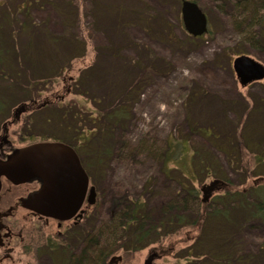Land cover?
<instances>
[{"label": "rangeland", "instance_id": "374dc122", "mask_svg": "<svg viewBox=\"0 0 264 264\" xmlns=\"http://www.w3.org/2000/svg\"><path fill=\"white\" fill-rule=\"evenodd\" d=\"M23 1L0 0V135L11 122L10 140L21 148L83 145L79 136L88 133L81 161L97 202L63 230L21 214L19 229L34 238L5 264H68L84 237L135 202L144 205L143 223L174 214L186 224L163 228L138 251L127 231L107 264L114 256L145 264L154 254L152 264H224L238 248L250 255L245 264H264L263 221L250 222L237 204L226 209L231 223L206 217L226 191L264 187V80L242 87L233 68L242 56L264 65V25L238 7L254 4L264 17V0H190L209 20L198 39L185 30L183 0H27L21 9ZM246 18L252 22L241 30L235 21ZM22 106L29 111L15 121ZM120 111L123 119L115 117ZM165 152L172 153L167 168ZM215 181L224 185L204 203L202 189Z\"/></svg>", "mask_w": 264, "mask_h": 264}, {"label": "water", "instance_id": "95a60500", "mask_svg": "<svg viewBox=\"0 0 264 264\" xmlns=\"http://www.w3.org/2000/svg\"><path fill=\"white\" fill-rule=\"evenodd\" d=\"M181 13L185 30L190 36L197 39L209 32L208 17L197 3L182 1ZM233 68L242 87L264 80V65L248 56L237 58ZM88 178L75 150L60 142L37 143L16 150L7 161L0 160V190L2 179L15 185L34 179L41 180L45 184L47 200L56 203L60 209L57 215L62 216L64 221L71 220L80 211L82 197L79 187L87 183ZM217 185L224 184L215 181L210 186L203 187L204 203L210 200ZM96 199V189L91 187L89 205L94 206ZM157 258V254L151 255L145 264H152ZM121 260V257L114 256L109 264H118Z\"/></svg>", "mask_w": 264, "mask_h": 264}, {"label": "trees", "instance_id": "16d2710c", "mask_svg": "<svg viewBox=\"0 0 264 264\" xmlns=\"http://www.w3.org/2000/svg\"><path fill=\"white\" fill-rule=\"evenodd\" d=\"M30 4L31 2L29 3V5ZM27 5H28V1L24 0L20 8L25 9ZM238 7L239 10L242 11L243 15H244L243 11L246 12V10H248L247 11L249 12L248 14H252L254 19L257 20L256 23H259L260 25L262 24L264 25V17L261 14V16H259L258 18L259 11L256 9V6L254 4L246 3ZM238 22H239V28L243 30V29H247L245 27L249 26L252 20L246 18L243 21L242 20L235 21V24L238 25ZM125 115H126L125 111H120L115 114V117H117V119H123ZM91 134L92 132L90 131L89 135ZM79 137L83 145L81 144L74 146L81 159L83 155H86L85 153L86 149H83V146L87 143L89 137H88V133L81 134ZM68 143H70V141H68ZM72 143L73 142L71 140V144ZM179 147H181V145ZM141 149L142 152L145 153V155L153 154L152 156L154 155L156 157L159 156L158 152L155 151L156 149L153 150L152 146L150 147L149 145L148 146L142 145ZM169 154L171 155L172 153ZM169 154L165 152L164 161L165 164H167L166 168L168 167V164L171 161V157L169 156ZM261 158H264V154H261ZM191 172L195 173L194 170H191ZM187 190H188L187 192L188 195L196 199L197 191L193 189V187L188 188ZM251 191L253 192L250 193L251 195L249 194L248 190L241 193L239 192L232 193L230 191H226L224 195H222V197L217 198V201L219 200L220 201L215 202V205L218 203L220 207L219 208H216L218 206L213 207L212 213L206 215L207 220L214 216V218H218V217H222L223 219L225 218L226 220H228V222L231 223L232 219L228 215L226 209L228 206L237 204L239 207H241V209H244L245 212L248 214V220L250 222L255 220L264 222V187H260V186L254 187L252 188ZM174 206L175 205L170 206L169 212L171 213L173 212ZM145 217L146 215L144 214V205H142L140 202L132 203V205L125 207V209H121L119 213H116L114 217H112V219L108 222L107 226H105L104 230L99 232L98 235L87 236L86 240L85 237L83 238V240L85 241L84 248L82 249L81 253L78 256H75L72 260L69 259L68 264H107L109 257L112 256L118 250L117 246L115 245L116 241H119L118 237L122 235L121 238H126L127 231H129V234L132 236L129 237L130 243H133L134 250L138 251L145 249L150 244L157 242L159 239L157 240L154 239L155 234L157 232H160L163 228H168V226H175L174 223L176 224L179 223L177 224V227L179 228L185 226L186 224V220L183 217L174 214L169 217V221L164 220L161 221L160 224L158 223L155 224L154 222L143 223L144 220L145 222L147 221ZM203 219H204V215L202 214L198 218V220L202 221ZM193 225H197V222H193ZM262 251H264V247H262ZM226 254L224 255V257L220 259L224 264L225 263L245 264V262H247L246 260L250 258V255L246 254L242 248L241 249L238 248L236 251L232 253V255L229 254L226 255ZM252 262L253 261H251V263ZM188 264H195V263L190 262Z\"/></svg>", "mask_w": 264, "mask_h": 264}, {"label": "flooded vegetation", "instance_id": "af4514ba", "mask_svg": "<svg viewBox=\"0 0 264 264\" xmlns=\"http://www.w3.org/2000/svg\"><path fill=\"white\" fill-rule=\"evenodd\" d=\"M28 108L29 107H24V109L20 108L21 110L18 109L14 113V120H19L20 114L29 111ZM10 125L11 122H6L2 127V135H0L1 161H7L9 156H11L16 150L28 147L18 148L13 145L9 135ZM63 144L71 147L77 153L74 144ZM84 170L89 178L87 183L82 184V186L79 187L82 197V207L77 216L66 221L62 220V216L57 215V213L60 212V209L56 203L53 200H47V192H45L44 189L45 184L41 180L34 179L24 184L15 185L6 179H2V187L0 190V264H5L7 262L13 263L15 252L17 250H22V248L23 250H26L27 246L30 245L28 242L31 237L34 238V232L30 233L29 228L19 229L17 218L21 214H26V216H21V219L24 222L28 220V218L40 223H43L44 221L45 229H47L51 223H54L59 230L66 228L64 225L67 224L71 227L82 223L87 216V208L90 207L88 197L92 187L90 176L85 168ZM21 187L25 189L22 191L16 190ZM80 215L82 216L80 217ZM70 223L71 225H69ZM58 236L61 237L62 233L59 232ZM51 245H53V243H51Z\"/></svg>", "mask_w": 264, "mask_h": 264}]
</instances>
